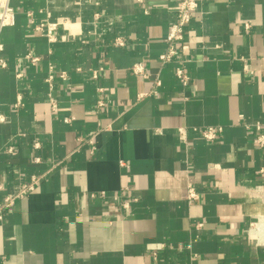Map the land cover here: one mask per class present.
Segmentation results:
<instances>
[{
  "label": "crops",
  "instance_id": "obj_1",
  "mask_svg": "<svg viewBox=\"0 0 264 264\" xmlns=\"http://www.w3.org/2000/svg\"><path fill=\"white\" fill-rule=\"evenodd\" d=\"M180 1L9 0L0 200L40 180L0 222V264H264V0H200L161 64Z\"/></svg>",
  "mask_w": 264,
  "mask_h": 264
},
{
  "label": "built area",
  "instance_id": "obj_2",
  "mask_svg": "<svg viewBox=\"0 0 264 264\" xmlns=\"http://www.w3.org/2000/svg\"><path fill=\"white\" fill-rule=\"evenodd\" d=\"M200 0H181L178 4L177 10H176V17L175 21L171 24V26L168 29L167 35L165 37V42L167 45L166 51L162 53L159 56V62L161 64H167L173 61L175 56L177 55V45L183 41L185 30L187 25L192 19L193 14L197 11L199 6ZM95 18H98V15H95ZM14 24V11L10 6L9 0H0V29L3 27L11 26ZM57 24L55 23H48L46 26V36L48 41H53L52 32L55 30ZM246 29H249V26L246 25ZM35 30L42 31L43 32V25H37L35 27ZM115 43L119 46H122L123 43L119 39L115 41ZM28 60L31 63H35L38 61V58L32 57L30 55L27 56ZM0 68L5 69L6 63L0 59ZM52 70H50V73L46 79V82L49 87L52 86L53 81V74ZM131 72L141 77L142 79L148 78L147 73L144 71V66L142 63L134 64L131 68ZM175 77L180 82V84L185 87L188 84L189 78L187 77L186 73L184 72V69L182 66H177L175 68ZM67 75L66 73L62 72L59 75V79L66 80ZM92 78H97L96 71L92 72ZM155 86L160 85V81L157 79L155 81ZM147 96V94H140L139 98H143ZM101 104V103H100ZM17 105H20V102L18 101ZM49 105L53 111H56L57 106L53 99H49ZM71 118H66L65 122H69ZM194 134L201 137L203 140L207 142H214L216 141L219 136L222 133L221 127H206V128H193L191 129ZM256 130L259 132L255 136L254 143L260 147L264 148V129H262L259 125L256 126ZM178 135L181 137L183 141H186L187 138V132L183 128L177 129ZM8 152H11V149H8ZM40 159L35 158L34 162H39ZM261 173H264V171L261 170ZM38 178H32L31 181L25 185H22V187L15 193L7 194L0 200V222L3 221L5 215L7 212L11 210L13 205L16 201L26 198L31 192L35 189V184L39 181ZM2 186L0 185V191H2ZM197 193L195 189L192 186H187V193L186 198L189 201H195L197 200ZM123 207L127 208V204L125 203ZM198 226H201V224H198ZM156 253H153V257H156Z\"/></svg>",
  "mask_w": 264,
  "mask_h": 264
},
{
  "label": "bare ground",
  "instance_id": "obj_3",
  "mask_svg": "<svg viewBox=\"0 0 264 264\" xmlns=\"http://www.w3.org/2000/svg\"><path fill=\"white\" fill-rule=\"evenodd\" d=\"M262 228H264V227H262Z\"/></svg>",
  "mask_w": 264,
  "mask_h": 264
}]
</instances>
